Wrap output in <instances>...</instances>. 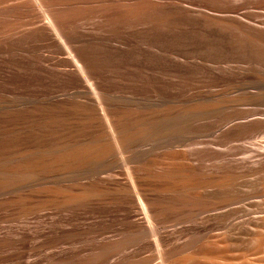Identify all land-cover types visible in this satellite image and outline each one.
Returning <instances> with one entry per match:
<instances>
[{
  "label": "rangeland",
  "instance_id": "1",
  "mask_svg": "<svg viewBox=\"0 0 264 264\" xmlns=\"http://www.w3.org/2000/svg\"><path fill=\"white\" fill-rule=\"evenodd\" d=\"M88 3L119 34L72 42L93 91L0 33V264H264V0Z\"/></svg>",
  "mask_w": 264,
  "mask_h": 264
},
{
  "label": "bare ground",
  "instance_id": "2",
  "mask_svg": "<svg viewBox=\"0 0 264 264\" xmlns=\"http://www.w3.org/2000/svg\"><path fill=\"white\" fill-rule=\"evenodd\" d=\"M89 0H0V3H6L0 6V33L5 37L17 36L23 38L26 35H32L45 41L48 46L62 50L65 54V65L68 70L59 73L66 74L70 80L80 84L87 91H93L98 84L97 74L90 68L85 59L79 57L75 51L72 42L77 36H92L97 33L103 34L108 40L115 41L118 33L112 27V30H103L100 20L96 17L104 18L98 15V8L90 7ZM101 2V0H94ZM89 22L90 27L85 30V24ZM82 29V30H79ZM77 35V36H76ZM99 112L104 120L106 134L109 144L119 149H126L132 139L128 135H117V127L113 123L112 116L100 98H96ZM101 152V149L99 150ZM76 151L74 153H77ZM80 154V153H79ZM131 187L136 195L141 208L142 219L147 221L149 217L155 218L161 214L160 207L156 201L148 200L143 194V189L136 182L134 177L129 174ZM196 187H201L197 186ZM196 205H207L204 212L215 209V202H206L195 198ZM189 201L188 203H192ZM186 202V201H185ZM115 248V247H114ZM163 262L171 258L172 253L165 252L160 254ZM242 256H246L245 253Z\"/></svg>",
  "mask_w": 264,
  "mask_h": 264
}]
</instances>
